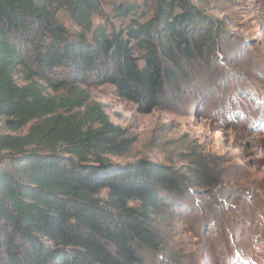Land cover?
<instances>
[{
    "label": "trees",
    "instance_id": "1",
    "mask_svg": "<svg viewBox=\"0 0 264 264\" xmlns=\"http://www.w3.org/2000/svg\"><path fill=\"white\" fill-rule=\"evenodd\" d=\"M207 1L146 0L148 19L140 11L107 31L91 21L101 0H0V120L10 132L0 135V264H143L141 249L158 250L175 216L161 194H185L188 179L150 162L111 163L134 139L86 87L110 84L143 113L178 94L219 46V21L199 10ZM139 9L113 10L123 19ZM60 11L83 32L71 37ZM196 177L213 187L207 170Z\"/></svg>",
    "mask_w": 264,
    "mask_h": 264
},
{
    "label": "rangeland",
    "instance_id": "2",
    "mask_svg": "<svg viewBox=\"0 0 264 264\" xmlns=\"http://www.w3.org/2000/svg\"><path fill=\"white\" fill-rule=\"evenodd\" d=\"M145 1L101 0L92 26L118 30L140 11L148 19ZM120 3L140 9L121 19L113 10ZM199 10L219 21V46L188 69L180 92L167 91L158 108L143 113L110 84L86 88L134 139L111 163L150 162L188 179L185 194H161L175 216L160 228L158 250H140L143 264H264V0H209ZM57 20L73 38L83 32L63 11ZM5 120L0 135L10 134ZM199 169L213 177L211 189L198 184Z\"/></svg>",
    "mask_w": 264,
    "mask_h": 264
}]
</instances>
